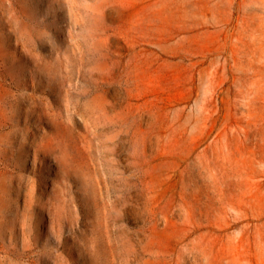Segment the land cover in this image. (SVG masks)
Masks as SVG:
<instances>
[{"label":"rangeland","instance_id":"374dc122","mask_svg":"<svg viewBox=\"0 0 264 264\" xmlns=\"http://www.w3.org/2000/svg\"><path fill=\"white\" fill-rule=\"evenodd\" d=\"M0 264H264V0H0Z\"/></svg>","mask_w":264,"mask_h":264}]
</instances>
